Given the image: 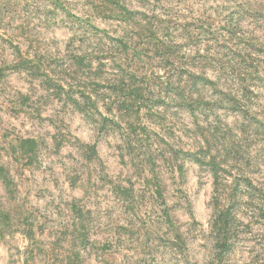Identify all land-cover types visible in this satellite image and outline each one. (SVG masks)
Returning <instances> with one entry per match:
<instances>
[{"label":"rangeland","instance_id":"obj_1","mask_svg":"<svg viewBox=\"0 0 264 264\" xmlns=\"http://www.w3.org/2000/svg\"><path fill=\"white\" fill-rule=\"evenodd\" d=\"M121 7L144 19L151 36L132 32ZM168 20L172 28L165 31L159 25ZM186 30L202 36L189 41ZM159 41L165 51L178 45L177 63L209 79L199 87V108L179 105L154 75L172 67L161 60ZM197 51L202 62L199 55L192 60ZM80 53L94 55L85 74L73 73ZM76 79L81 86L69 95L87 103L84 110L67 100L68 83ZM82 91L92 101L84 102ZM123 99L143 104L119 110ZM133 128L143 137L136 152L125 140ZM20 138L36 139L35 151L15 149ZM166 143L209 150L201 163L181 153V170L161 156L154 160L171 218L186 240L180 259L163 245L173 234L156 219L164 206L153 168L141 161L145 154L135 157L145 145L157 155ZM82 144L93 145L96 155L87 158ZM232 146L250 152L249 164L243 159L235 167L264 191V0H0V165L15 183L12 196L0 179V215L8 214L0 222V264H44L55 253L59 263L79 255L84 264H264V223L250 206L236 209L241 232L218 255L208 161L216 156L232 179ZM118 185L133 187L134 207L125 206ZM78 209L83 213L75 222L88 239L81 246L68 233L53 245ZM29 223L43 253L27 252Z\"/></svg>","mask_w":264,"mask_h":264},{"label":"trees","instance_id":"obj_2","mask_svg":"<svg viewBox=\"0 0 264 264\" xmlns=\"http://www.w3.org/2000/svg\"><path fill=\"white\" fill-rule=\"evenodd\" d=\"M121 12L123 15H125V20L127 24H131L135 26V29L131 30L136 31L142 35H147L150 37L151 33L146 32V29L148 25L146 23L144 24V19H138L136 18V12L135 11H130L128 9H125V7H121ZM134 15V16H133ZM124 17V16H123ZM171 19V18H169ZM161 21V20H160ZM172 21L168 20L164 22V24L159 25L160 28L165 29V31L171 30V24ZM150 24V22H149ZM145 29V30H144ZM187 35V38H189V41L192 40L193 42H196L201 38L202 33L196 34L192 30H186L185 33ZM149 40V39H148ZM123 42V41H122ZM160 42V43H159ZM157 44H155L156 49L158 52H160V58L161 60L164 59L165 61H172L170 64L171 69L170 71H166V74H154L159 81L160 84L166 86V91L171 92L173 91L177 98L181 101L178 103L181 106H185L190 109H196L200 107V104L202 101L199 99L202 96V93H200V85L203 83H206L209 81V79L206 78L201 73L192 71L190 67L186 66V62L180 63L177 61H180V58H183V54H181V49H178L177 47H174V50H166V45L164 44V41H159ZM176 52V53H175ZM167 53V54H164ZM197 55H194L192 57V60L194 62L197 61L196 56H201V62L203 61L204 55L200 53L199 51L196 52ZM94 55H91V57L88 56L87 53H80V55L76 54L73 56V61L76 63L77 67L76 69L73 70V73H84V69L87 67H90L88 65ZM205 58V57H204ZM28 63L27 61H25ZM87 63V64H86ZM102 65H104L102 63ZM39 66L35 67L34 69L36 70ZM31 70H33V67H30ZM91 67L89 68V71H91ZM96 72H98L96 70ZM176 76V80L174 81L173 78ZM46 78L48 82H51L52 79L49 77V75H46ZM91 81V80H89ZM84 82V81H83ZM86 82V81H85ZM81 81L77 80L72 83H68L69 89H68V97L67 100H70L73 102L75 106L79 110H84L85 106L87 103H85L84 107L82 102L78 99L73 97L72 95H69L73 91L74 86H81L80 85ZM93 85V82H90ZM55 86L58 85V83H54ZM86 86H89V83H85ZM84 86V85H83ZM120 86V85H119ZM58 87L62 90V86L58 85ZM168 89V90H167ZM124 90V89H123ZM196 90V91H195ZM197 92V95H194ZM122 93V91H121ZM83 96V101L86 102L88 100L92 101V95L90 92H81ZM136 96L139 94L138 92L134 93ZM200 96V97H199ZM199 97V98H198ZM131 104L127 99H123L122 105L120 106L119 110H124V111H132L134 108H140L143 104L142 100L135 99V100H130ZM136 103L135 107L134 104ZM236 108H240L239 106L236 105ZM243 109V108H242ZM248 112V111H244ZM130 126L133 125V123H129ZM144 134L147 135V129L145 127L142 128ZM137 136V139H135ZM133 137H135L133 139ZM149 135L147 136V138ZM125 140L127 142V147L129 148L130 151L136 152L138 147L137 141L142 144L143 137H140V134L137 133L136 128H133V130L129 132H125ZM136 141V142H135ZM161 141V140H160ZM38 145V141L34 138H20L18 141V145L15 149H21L24 152H32L35 151L36 147ZM82 147L85 148L88 152V155L86 156L87 158L91 159L93 156L96 155V150L93 145L89 144H82ZM141 147V146H140ZM142 152L136 154L135 157L140 158L141 154H145V157L141 159V161L145 163H150L152 166L151 168L155 167L157 156H161L164 158L165 161L169 162L170 166L172 167L175 165L179 170H181L182 165L181 163H178V160L181 158V153H186L187 156L193 157L194 160L197 162L201 163L206 161L205 155L208 153V149H200L197 153L193 152H188V151H183L182 149H179L177 147H174V145H161V148L159 149V153L155 155L153 151H151V148L149 145H145V147H142ZM231 151L233 155L229 154L235 161L233 163L234 165H231L230 168L234 169L236 164L240 163V160L245 159V164H249L252 155L250 152L245 153L244 151H239V149L236 148V146L231 147ZM228 150V149H226ZM247 154V156H246ZM234 156V157H233ZM246 156V157H245ZM177 164V165H176ZM223 162L220 160L216 159V156L212 155L211 159L208 161V165L211 166V169L213 171V176H214V183H215V189H214V195H213V208H214V220H213V230L216 231L215 235L217 238V248H218V255L223 257L228 251L232 249L236 242L237 236L239 237V232L240 229L237 225L239 222H243L237 218V211L236 209L239 206H244V207H249L250 210L252 211L251 216H254L256 218H260L259 220L264 223V191L261 188H258L257 185L253 183L252 177L247 175L244 171L243 168L241 167H235V171H233L235 174L232 179H229L223 175L224 171H228L231 173V170L226 169L225 167L222 166ZM152 170V169H151ZM153 181L155 184L156 188V193L157 197L160 199V204L164 206L163 209L160 210L159 215L156 217V219L159 221V223L168 224V230L172 232L173 237L169 238L167 246L166 244H163L164 247H168L169 254L172 259H180L183 254V246H186V240L182 234V232L179 229V226L174 222V220L171 218L170 210L169 207L166 204L163 189H162V184H161V179L158 173L154 170L153 168ZM0 179L4 183V185L7 187L8 193L13 196L14 194V180L9 176V173L5 166L0 165ZM151 181V180H150ZM116 190H118L119 193L125 194V206L127 207H134L135 203L138 202L137 196L133 192V187H123L118 185L115 187ZM244 195L246 198H244ZM140 200H143L142 197ZM78 213V214H77ZM77 213L74 218V223L71 225L70 229H66L64 234L61 233L60 237L56 238L52 244L56 245L59 243L65 236L66 234L70 233L74 241L77 242L78 245L84 244L85 241L88 239L86 236L85 232H80L77 222H75V219L78 217L80 218L81 214L83 213V210H77ZM2 215V216H1ZM1 219L0 222L1 224H4V222L8 218V214L6 215L3 211L1 212ZM149 218L151 215H148ZM6 218V219H5ZM5 219V220H4ZM30 224V223H29ZM81 225V224H80ZM33 224L30 225H25L24 227V235L27 237L29 241H31L30 246L27 247V252L30 254L33 253L34 249H38V251H41L42 253L44 252V246H39L35 237V231L33 229ZM82 228H84V225H81ZM55 248V246H54ZM29 254V255H30ZM54 259L51 258H46L44 261V264H84L83 259L81 260L80 256L77 255V259L73 257H69L66 259V263H59L57 257ZM64 259V258H63Z\"/></svg>","mask_w":264,"mask_h":264}]
</instances>
